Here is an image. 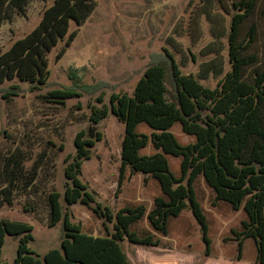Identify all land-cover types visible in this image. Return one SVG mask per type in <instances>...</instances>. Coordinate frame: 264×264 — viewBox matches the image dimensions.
<instances>
[{
	"label": "trees",
	"instance_id": "obj_1",
	"mask_svg": "<svg viewBox=\"0 0 264 264\" xmlns=\"http://www.w3.org/2000/svg\"><path fill=\"white\" fill-rule=\"evenodd\" d=\"M225 1L232 12L226 34L229 70L224 73L220 54L215 50V61L204 63L201 76L182 73L174 54L182 52L181 44L174 38L181 36L183 27L176 23L174 37L167 39L173 51L164 48L152 57L131 94L112 92L107 105L101 93L94 100L97 106L89 105L93 124L105 119L109 111L124 124L118 188L126 170L149 176L159 190L151 208L129 203L113 214L108 206L96 201V192L81 180V175L83 161L90 159V148L100 135L97 133V138L91 140L80 131L74 139L75 154L65 158L64 193L46 194L48 227L62 222L59 247L40 256L29 246L33 241L31 225L1 218L0 264H131L121 242L160 247L162 239L169 236L171 222L187 208L200 226L208 250L207 218L196 189L199 181L212 191L213 205L221 202L245 214L240 228L232 230L238 241L236 260L242 258L243 242L251 239L256 252L254 263L264 264V51L261 55L252 51L259 40V21H264V0H190L187 8H192L184 31L196 42L201 35L198 19L203 16L211 24L214 41L221 45L225 35L221 27L223 14L215 7L229 14ZM29 2L0 0V27L15 17L25 16ZM96 6L95 0H52L38 24L0 54V84L18 80L26 83L30 92L47 87V54L62 43L55 55L59 61ZM72 23L76 27L70 30ZM209 74L217 78L222 75L214 88L198 80L207 79ZM14 89L18 88L11 87ZM77 89H55L41 98L64 105L69 99L82 97ZM141 123L151 129L149 134L138 132ZM176 124L193 140L181 142L171 131ZM149 144L155 151L141 154ZM168 156L179 158L177 175L171 171ZM23 164L18 154L4 159L0 207L11 203L18 187L27 189L34 183L39 163L30 172L24 171ZM76 203L104 219V235L87 233L80 223L72 221L69 208ZM107 223H112V229ZM142 223L145 226L139 227ZM7 235L18 237L11 263L2 260Z\"/></svg>",
	"mask_w": 264,
	"mask_h": 264
},
{
	"label": "rangeland",
	"instance_id": "obj_2",
	"mask_svg": "<svg viewBox=\"0 0 264 264\" xmlns=\"http://www.w3.org/2000/svg\"><path fill=\"white\" fill-rule=\"evenodd\" d=\"M95 1V10L79 27V34L65 55L59 61L55 60L62 43H58L47 54L50 71L47 87L30 92L28 85L18 80L0 84V179L3 178L1 169L4 159L13 153L23 158L25 172L32 171L37 163L40 165L34 183L27 189L18 187L13 192L11 203L0 207V219L31 225L33 241L29 246L40 256L60 245L62 222L48 227L46 194L51 191L61 195L64 193L65 158L75 154L74 139L80 131H84L85 137L91 140L97 138V133L100 135V140H96L90 148V159L83 161L81 180L96 192L95 199L102 206H108L113 214L129 203H142L151 208L153 198L159 194L158 186L152 178L130 174L129 170H126L118 188L120 146L125 126L110 111L100 123L93 124L89 120V105L97 106L94 102L96 97L104 93V103L108 105L112 92L131 94L152 57L162 53L164 48L172 50L167 39L174 37L172 34L176 23L183 27L179 33L181 36L174 38L181 44L182 52L174 54L182 73L201 76L204 63L214 58L215 50L220 54L224 73L230 68L226 34L232 12L226 1L229 14L215 7V11L223 14V26L221 22L219 24L225 32L221 45L214 41L211 24L203 16L198 19L201 35L196 42H192L187 31H184L192 8H187L190 0ZM51 3L52 0H30L25 16L15 17L2 24L0 54L28 34ZM75 27L72 23L70 30ZM213 27L216 29L217 25ZM258 33L259 40L253 45L252 51L261 55L264 51L262 20L259 21ZM208 76L207 79L198 80L204 86L214 88L222 75L219 78L212 74ZM75 86L79 88L77 92L82 97L69 99L64 105L41 98V95L49 91L75 89ZM11 87L18 89L11 90ZM7 92L14 95H7ZM137 130L146 134L151 131L144 123L139 124ZM171 131L181 142L193 140L182 133L179 124ZM152 151L155 150L149 144L140 152L149 154ZM168 161L171 171L177 175L179 158L168 156ZM196 189L207 218V237L210 240L208 250L202 230L187 208L179 218L171 222L169 236L162 239L160 247L121 242L131 264H255L256 252L251 239L243 242L242 258L236 260L238 241L232 230L240 228L245 214L233 211L221 202L213 205L212 191L202 181H199ZM61 203L65 205L62 198ZM91 207L94 208L95 204ZM69 209L72 221L80 223L85 232L94 236L104 235V219L98 218L91 209L80 203ZM107 225L112 229V223ZM142 226L145 223L139 227ZM17 245V236L5 237L2 249L4 262L11 263L14 260Z\"/></svg>",
	"mask_w": 264,
	"mask_h": 264
}]
</instances>
